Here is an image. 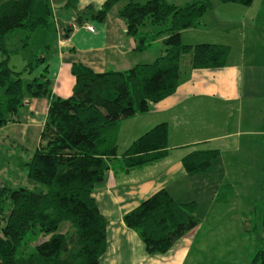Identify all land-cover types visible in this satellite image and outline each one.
<instances>
[{"label": "trees", "instance_id": "obj_1", "mask_svg": "<svg viewBox=\"0 0 264 264\" xmlns=\"http://www.w3.org/2000/svg\"><path fill=\"white\" fill-rule=\"evenodd\" d=\"M122 0H106L99 9L91 5L80 16L99 22ZM250 5L253 0H219ZM64 2L74 8L76 0H0V128L14 120L26 97L49 99L39 142L24 165L27 177L43 184L45 191L0 184V264H98L106 247V221L99 212L92 191L108 161L118 153L120 122L148 111L172 95L191 69H218L226 65L229 47L222 44H185L181 30L201 23L210 9L209 0H191L176 5L168 0H125L118 9L126 32L136 41L135 49L164 36V50L150 63L136 64L124 71L94 72L73 64L72 92L54 96L46 69L23 82L43 62L37 55L18 71L9 65L6 35L22 29L20 41L28 43L36 29H51L53 4ZM67 32L71 30L66 25ZM189 54V68L183 71L182 57ZM264 132V124H263ZM168 130L156 125L133 141L122 153L124 167L147 164L167 154ZM217 149L197 150L182 159L187 172L206 170L218 156ZM263 194L264 184L255 195ZM194 203H177L160 189L123 215L124 224L135 230L149 253H163L199 222ZM264 224V203L262 209ZM39 233L48 237L34 244L32 251L20 248ZM27 242V243H26ZM250 264H264V249L256 250Z\"/></svg>", "mask_w": 264, "mask_h": 264}, {"label": "crops", "instance_id": "obj_2", "mask_svg": "<svg viewBox=\"0 0 264 264\" xmlns=\"http://www.w3.org/2000/svg\"><path fill=\"white\" fill-rule=\"evenodd\" d=\"M105 1L76 0L74 8L64 2L53 4L52 29H47L53 33L52 54L42 57L43 63L34 75L46 69L54 96L71 94L73 64L94 72L124 71L150 63L163 52L164 36L153 39L142 51L135 49L136 41L127 34L125 22L118 15L125 0L111 9L104 21L82 15V24L66 31L65 26L78 18V11L89 5L99 9ZM218 8L222 11L227 7ZM213 10L211 7L202 16L198 26L181 30V41L227 45L230 55L231 44L223 34L226 31L217 29L223 20ZM84 23L92 24L94 31L86 30ZM205 33L209 40H200ZM250 40L253 46L257 44L252 32ZM259 50L264 55V48L260 46ZM48 103L46 97H26L22 112L3 127H20L18 139L35 135L37 147ZM161 123L168 130L167 154L147 164L124 167L121 155L125 149ZM263 124L264 60L218 69H191L172 95L153 103L148 111L122 120L118 153L108 161V169L92 191L106 221V247L98 264H250L256 252L253 234L257 224L252 218L240 216L223 219L219 213L240 195L238 183H248L247 201L264 183ZM206 149H217L219 154L206 170L187 172L183 157ZM236 162L240 167L233 166ZM160 189L177 203H194L199 222L167 251L149 253L138 233L124 224L123 215Z\"/></svg>", "mask_w": 264, "mask_h": 264}, {"label": "rangeland", "instance_id": "obj_3", "mask_svg": "<svg viewBox=\"0 0 264 264\" xmlns=\"http://www.w3.org/2000/svg\"><path fill=\"white\" fill-rule=\"evenodd\" d=\"M145 1L140 0V2ZM168 1L176 5H183L191 0ZM209 2L211 4L210 9L213 7L215 14L223 20L217 26V29L226 31V33H223L224 38L225 40H229L231 44V52L226 65L240 66L243 62L263 61L264 55L260 53L259 47L264 48V0H253L250 5L222 3L219 0H209ZM219 5H226L227 8L221 11L218 8ZM201 29L204 31L202 27ZM251 32L255 35L257 41L255 46L252 44L253 41L250 40ZM23 34L22 29H17L6 35L5 38L6 46L11 51L9 65L18 71L23 70L27 62L34 61L37 55L48 58L52 54L53 48V33L47 31V29H36L33 31L26 45H22L20 41ZM199 38L200 40H209L210 37L205 33L201 34ZM2 58L3 56L0 54V60ZM181 67L183 71H187L189 68V54L182 57ZM35 71L31 74L27 72L23 73V82L30 81ZM20 111L22 112L21 108L18 114ZM19 131L20 127L18 126H6L0 129V184L12 188L23 186L35 192L45 191L43 184H36L27 177V168L24 165L25 161L29 159L36 148L35 135H33V138L18 139L17 135ZM229 155L231 154L227 153V156ZM233 166L240 167L237 162ZM248 186L247 182L238 183L237 188L240 195L235 196L226 209L221 211L219 215H222L223 219L229 220L236 219L239 216L248 219L252 218V222L257 224L254 229L255 234H253V237L256 239V250L260 248L264 249V224L262 222L264 197L263 194L255 195L253 190V198L247 201L246 191L248 190ZM47 237L48 235L41 233L36 237L28 236L26 241L30 238L34 242L25 244L20 248V251L24 253L32 251L35 243Z\"/></svg>", "mask_w": 264, "mask_h": 264}, {"label": "built area", "instance_id": "obj_4", "mask_svg": "<svg viewBox=\"0 0 264 264\" xmlns=\"http://www.w3.org/2000/svg\"><path fill=\"white\" fill-rule=\"evenodd\" d=\"M70 26L71 28L77 27V25L74 22H71ZM82 26L88 31H94V27L92 24L84 23Z\"/></svg>", "mask_w": 264, "mask_h": 264}]
</instances>
